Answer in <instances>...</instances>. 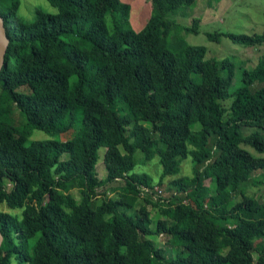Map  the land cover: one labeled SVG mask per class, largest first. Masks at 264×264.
Here are the masks:
<instances>
[{
  "label": "trees",
  "instance_id": "obj_1",
  "mask_svg": "<svg viewBox=\"0 0 264 264\" xmlns=\"http://www.w3.org/2000/svg\"><path fill=\"white\" fill-rule=\"evenodd\" d=\"M21 1L0 0L10 38L0 78V204L21 211L0 212V264H264V201H237L264 172V159L242 148L264 153V136L241 134L264 130V61L233 92L229 60L207 59L180 33L171 42L177 25L167 15L197 0H151L140 32L128 28L131 7L121 0H47L57 14L38 11L31 23L18 18ZM199 25L194 19L186 31L198 34ZM208 37L264 46V32ZM256 82L263 86L252 91ZM35 131L50 139L32 140ZM138 151L146 162L159 158L160 186L189 157L193 175L153 201V177L135 172ZM196 189L199 203L189 198ZM228 220L237 225L217 223ZM152 235L184 250L168 261Z\"/></svg>",
  "mask_w": 264,
  "mask_h": 264
},
{
  "label": "rangeland",
  "instance_id": "obj_2",
  "mask_svg": "<svg viewBox=\"0 0 264 264\" xmlns=\"http://www.w3.org/2000/svg\"><path fill=\"white\" fill-rule=\"evenodd\" d=\"M122 3L128 4L131 7L130 20L128 28L135 31H142L146 24L149 22L153 15V4L151 0H121ZM41 11L46 14H57V9L54 8L47 0H22L21 7L18 12V18L25 23H31L36 18V13ZM167 19L176 23L177 27L173 29L171 42L174 35L180 33L185 41L191 46H202L207 49V59H217L219 61L229 60L233 65L231 67V76L233 78L232 91H236L243 86V76L245 72H250L255 69L262 61H264V46L262 47H246L240 44H235L229 38L223 37L220 42L211 41L208 34L221 32V33H234L245 35H261L264 32V0H197L194 5L189 8L183 7L174 13L167 15ZM194 19L200 21L198 34L188 33L186 29L193 27ZM184 29L178 32L180 29ZM229 69V68H228ZM230 73V72H227ZM229 75V74H227ZM263 86L262 83L256 82L251 87L252 91H256ZM233 98L223 102L225 108L231 105ZM17 123H21L23 118L20 113L16 115ZM199 127L196 126V129ZM253 133H261L264 136V130L256 127H245L242 129L241 134L247 137ZM32 140H46L50 139L48 135L43 132L35 131ZM64 140L67 138L63 137ZM242 148L248 151L256 158L264 159V153L258 152L251 146L242 145ZM105 149H101L100 160L97 164L98 176L101 180L106 179L107 171L104 165ZM136 173H148L154 179L155 188L151 191L155 195L152 196L153 201L165 202L168 198L175 193V189L169 185V182L182 177H191L193 175V161L189 157L184 160L181 165V173L168 177L165 183L160 186L158 182L162 174V166L159 163V158L152 162H146L143 154L138 151L135 154ZM207 185L213 186L211 181L206 182ZM240 201L242 194L255 197L258 201H264V172L257 171L246 186H242L240 190ZM200 189H196L190 195V200L198 202L197 195ZM79 198L78 193L73 192ZM111 197L117 196V193L110 194ZM142 204L147 206L148 211L151 213L154 221L160 219L159 210L151 204H146L140 200ZM140 207L137 206L136 209ZM0 212H7L13 215H20V210H12L6 204H0ZM131 213V212H130ZM155 222L151 225V229L155 228ZM220 226L235 227L236 220L217 221ZM152 241L156 242L158 247L165 250L166 258L168 261L177 258V254L182 252V247L170 244L167 236L152 235L149 237ZM182 257H187L185 252Z\"/></svg>",
  "mask_w": 264,
  "mask_h": 264
},
{
  "label": "water",
  "instance_id": "obj_3",
  "mask_svg": "<svg viewBox=\"0 0 264 264\" xmlns=\"http://www.w3.org/2000/svg\"><path fill=\"white\" fill-rule=\"evenodd\" d=\"M9 45H10V38L7 33L4 18L0 15V78L2 71L4 70V68L7 67L6 55ZM3 241H4V235L0 231V249L3 245Z\"/></svg>",
  "mask_w": 264,
  "mask_h": 264
}]
</instances>
